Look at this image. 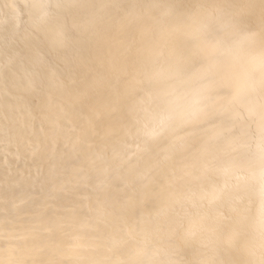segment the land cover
<instances>
[{
    "label": "bare ground",
    "instance_id": "6f19581e",
    "mask_svg": "<svg viewBox=\"0 0 264 264\" xmlns=\"http://www.w3.org/2000/svg\"><path fill=\"white\" fill-rule=\"evenodd\" d=\"M262 31L264 0H0V264H259V112L220 78Z\"/></svg>",
    "mask_w": 264,
    "mask_h": 264
},
{
    "label": "snow or ice",
    "instance_id": "6c2138e0",
    "mask_svg": "<svg viewBox=\"0 0 264 264\" xmlns=\"http://www.w3.org/2000/svg\"><path fill=\"white\" fill-rule=\"evenodd\" d=\"M250 38L255 41L256 34H249ZM27 39V38H26ZM259 43L261 47V73L257 81L238 82L234 81L231 71L226 72L221 78V87L230 86L232 87V96L229 100V106L225 109L229 112L231 119L240 118L241 114L238 109H244L249 115H254L259 112V161H260V195L262 201H264V31L259 34ZM184 68L181 65H177L174 72L175 75L179 76L183 73ZM196 74H194L195 76ZM205 91L211 90V82L209 85L205 86ZM249 93L251 95H249ZM209 100L214 106L220 101L224 100L223 96L217 95L212 97L207 95L204 97ZM181 119H184L183 114H181ZM230 130V129H229ZM163 131V128H162ZM264 223V221H262ZM259 264H264V245H262V251L259 259Z\"/></svg>",
    "mask_w": 264,
    "mask_h": 264
}]
</instances>
